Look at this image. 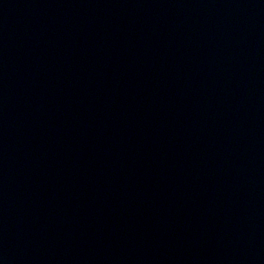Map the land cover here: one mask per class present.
I'll use <instances>...</instances> for the list:
<instances>
[{"label": "water", "instance_id": "95a60500", "mask_svg": "<svg viewBox=\"0 0 264 264\" xmlns=\"http://www.w3.org/2000/svg\"><path fill=\"white\" fill-rule=\"evenodd\" d=\"M0 264H264V0H0Z\"/></svg>", "mask_w": 264, "mask_h": 264}]
</instances>
